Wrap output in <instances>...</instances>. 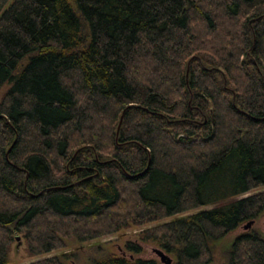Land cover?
<instances>
[{
	"label": "trees",
	"instance_id": "trees-1",
	"mask_svg": "<svg viewBox=\"0 0 264 264\" xmlns=\"http://www.w3.org/2000/svg\"><path fill=\"white\" fill-rule=\"evenodd\" d=\"M6 86L0 264L19 235L43 256L209 206L154 238L211 264L212 242L264 212V0H0ZM228 261L264 264V237Z\"/></svg>",
	"mask_w": 264,
	"mask_h": 264
},
{
	"label": "rangeland",
	"instance_id": "rangeland-1",
	"mask_svg": "<svg viewBox=\"0 0 264 264\" xmlns=\"http://www.w3.org/2000/svg\"><path fill=\"white\" fill-rule=\"evenodd\" d=\"M8 88L9 86H6L0 96L5 91H7ZM259 192H264V188L252 192L251 194ZM209 208L212 207L209 206L198 210H193L180 214L176 217L160 220L142 226L132 225L131 227L123 229L117 233L108 234L101 238L88 240L85 242H80L75 238H66V247L43 256H31L27 252L26 242L23 238V235H19L12 247L9 264H31L50 257H59L63 264H93L95 261L106 259L110 255L126 256L128 259L134 258L156 260L162 264L160 257L155 252L156 249L163 251L173 260L174 264H177L176 255L166 251L161 246L159 240L154 238V236L158 235L159 233L157 228L172 220L184 218L198 211ZM252 221H254V223L251 228H246V226L251 221L245 222L235 231L230 232L221 240L211 243L210 246L214 260L211 264H228L229 252L232 248V245L242 234L256 232L264 237V212L258 218ZM130 244L138 245L142 250L141 253L133 254L127 251V246ZM66 256H68V258H66Z\"/></svg>",
	"mask_w": 264,
	"mask_h": 264
},
{
	"label": "water",
	"instance_id": "water-1",
	"mask_svg": "<svg viewBox=\"0 0 264 264\" xmlns=\"http://www.w3.org/2000/svg\"><path fill=\"white\" fill-rule=\"evenodd\" d=\"M254 221H251L246 228H251V226L253 225ZM155 252L157 253V255L160 257L162 264H174L173 260L166 255L163 251L161 250H155Z\"/></svg>",
	"mask_w": 264,
	"mask_h": 264
}]
</instances>
